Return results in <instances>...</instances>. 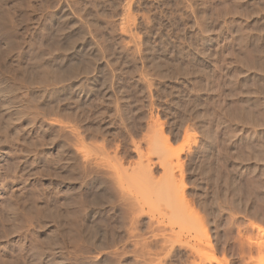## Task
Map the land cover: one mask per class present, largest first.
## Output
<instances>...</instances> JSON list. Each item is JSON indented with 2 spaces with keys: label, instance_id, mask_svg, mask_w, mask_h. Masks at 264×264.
<instances>
[{
  "label": "rangeland",
  "instance_id": "374dc122",
  "mask_svg": "<svg viewBox=\"0 0 264 264\" xmlns=\"http://www.w3.org/2000/svg\"><path fill=\"white\" fill-rule=\"evenodd\" d=\"M0 264H264V0H0Z\"/></svg>",
  "mask_w": 264,
  "mask_h": 264
},
{
  "label": "bare ground",
  "instance_id": "6f19581e",
  "mask_svg": "<svg viewBox=\"0 0 264 264\" xmlns=\"http://www.w3.org/2000/svg\"><path fill=\"white\" fill-rule=\"evenodd\" d=\"M164 156H161V158H163ZM159 159V158H158ZM164 159V158H163ZM162 159V160H163ZM162 162H164V161H162ZM149 166V165H148ZM146 169L147 168H149V167H145ZM146 169H144L145 171H146ZM150 169H148L147 171H149ZM144 171V172H145ZM174 171V170H173ZM146 173V172H145ZM173 174L172 175H170L169 177H170V179L168 178V180L170 181H167V183H169V185L168 184H166V185H168V188H167V190L168 191H170L172 188H174V189H176L177 190V188H178V186H180L181 188H185V184H184V182H183V178L182 177H180V176H178V175H175V173L174 172H172ZM149 174H151V173H149ZM170 174V173H169ZM182 174V173H181ZM146 175V174H145ZM169 186H170V188H169ZM176 187V188H175ZM163 188V187H162ZM162 188H161V190H162ZM166 188V187H165ZM164 188V189H165ZM170 189V190H169ZM182 190V189H181ZM183 190H185V189H183ZM163 191V190H162ZM168 191H166V192H168ZM184 191H182V193H183ZM163 193V192H162ZM169 193V192H168ZM185 193V192H184ZM164 194V193H163ZM177 194L179 195V192H177ZM183 195V194H182ZM174 196V195H173ZM169 197H170V195H169ZM175 197V196H174ZM171 198V197H170ZM173 198V197H172ZM177 198V197H176ZM180 198V197H179ZM183 198V197H182ZM181 198V199H182ZM178 199V198H177ZM163 201V200H162ZM167 201H168V199H167ZM166 201V202H167ZM179 201H180V199H179ZM172 202V201H171ZM168 203H169V201H168ZM175 203V202H174ZM183 203V202H182ZM171 204V203H170ZM177 204V203H176ZM176 204H174V205H176ZM174 205H173V207H174ZM179 205V204H178ZM177 205V206H178ZM176 208V207H175ZM212 260V259H211Z\"/></svg>",
  "mask_w": 264,
  "mask_h": 264
}]
</instances>
